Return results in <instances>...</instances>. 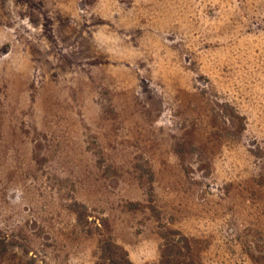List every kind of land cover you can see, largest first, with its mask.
I'll return each instance as SVG.
<instances>
[{
  "label": "rangeland",
  "instance_id": "rangeland-1",
  "mask_svg": "<svg viewBox=\"0 0 264 264\" xmlns=\"http://www.w3.org/2000/svg\"><path fill=\"white\" fill-rule=\"evenodd\" d=\"M0 264H264V0H0Z\"/></svg>",
  "mask_w": 264,
  "mask_h": 264
},
{
  "label": "bare ground",
  "instance_id": "bare-ground-1",
  "mask_svg": "<svg viewBox=\"0 0 264 264\" xmlns=\"http://www.w3.org/2000/svg\"><path fill=\"white\" fill-rule=\"evenodd\" d=\"M33 95H34V94H33ZM23 108H25V107H23ZM22 112H23V110H22ZM21 115H22V114H21ZM24 123H25V122H24ZM24 126H25V125H24ZM208 133H209V132H208ZM210 133H211V132H210ZM40 134H41V133H40ZM35 135H36V134H35ZM209 135H210V134H209ZM209 135H208V136H209ZM212 136H213V135H212ZM212 136H211V137H212ZM35 137H36V136H35ZM55 153H56V152H55ZM216 153L218 154V152H216ZM36 157H37V156H36ZM37 158H40V157H37ZM53 158H54V157H53ZM46 161H47V160H46ZM40 164H41V163H40ZM243 232H244V231H243Z\"/></svg>",
  "mask_w": 264,
  "mask_h": 264
}]
</instances>
